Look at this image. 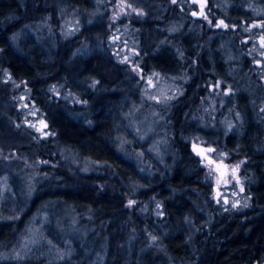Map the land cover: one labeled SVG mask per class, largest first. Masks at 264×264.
Returning <instances> with one entry per match:
<instances>
[{"label":"trees","instance_id":"1","mask_svg":"<svg viewBox=\"0 0 264 264\" xmlns=\"http://www.w3.org/2000/svg\"><path fill=\"white\" fill-rule=\"evenodd\" d=\"M94 1L0 0V178L12 184L6 165L15 161L18 176L35 177L29 200L19 177L1 208L0 254L33 214L62 203L88 232L65 237L70 258L32 264H264V0H101L87 24ZM64 2L82 14L72 37ZM121 34L134 65L114 50ZM134 67L176 75L180 88L171 104L176 167L162 176L126 156ZM36 117L43 132L26 121ZM192 139L237 168L238 202L210 198ZM62 149L98 167L84 173ZM52 219L46 236L57 245Z\"/></svg>","mask_w":264,"mask_h":264},{"label":"rangeland","instance_id":"2","mask_svg":"<svg viewBox=\"0 0 264 264\" xmlns=\"http://www.w3.org/2000/svg\"><path fill=\"white\" fill-rule=\"evenodd\" d=\"M101 0H95L93 9L86 14V23H93L97 20L100 12L99 3ZM203 8V6L201 7ZM81 15L77 10L71 8L67 3L62 4V23L63 31L66 36H74L81 28ZM85 17V14H84ZM83 17V18H84ZM40 32H45L48 28L37 27ZM117 34V33H116ZM119 35V33H118ZM112 44L116 54L123 58L129 64L135 63V49L132 43L126 41L124 34L119 37L114 35ZM136 85H132L133 96L128 101L131 109L127 111L128 129L126 134L131 136V146L129 149L126 142V156L135 162L142 173L148 176H162L166 170L176 167V158L178 153L175 148V139H171L176 128V115H173L171 104L180 94V88L176 84V75L170 77L162 73L152 72L143 75L138 67L132 69ZM133 76L128 78L132 83ZM128 103V104H129ZM35 116V114H32ZM30 126L35 125V129L43 132L46 123L39 117L26 119ZM11 140H6V145L12 144ZM134 145H144V148L138 150ZM8 146L7 148H9ZM212 149V151H208ZM133 150V151H132ZM192 152L199 157L201 165L206 169L212 182V194L210 198L214 203L227 202L238 198L243 189L238 176L237 168L224 162L223 156L216 154V148L210 145L206 140L191 141ZM64 156L75 165L81 167V171L89 173L98 167V163H92L85 159H79L70 152L62 149ZM7 170L12 176V184L20 189L21 183L18 181L22 177V198L26 202L33 195L35 177L31 173H25L18 176L24 167L21 162H9L6 165ZM26 170V169H24ZM8 176L2 175L0 178V213L1 208L6 207V201L15 195ZM136 192V191H135ZM55 219V229L62 238H59V244L56 245L49 237L46 231L51 227L53 229L52 218ZM88 225L81 224L72 210L62 203H55L51 207L46 206L42 211L33 214L21 233L9 244L8 250L0 254V260H10L14 264H32L29 259H48L49 261H63L71 257L72 240L84 237L88 232ZM54 230V229H53ZM54 234H57L54 231ZM50 239V240H49ZM54 242V243H53Z\"/></svg>","mask_w":264,"mask_h":264},{"label":"snow or ice","instance_id":"3","mask_svg":"<svg viewBox=\"0 0 264 264\" xmlns=\"http://www.w3.org/2000/svg\"><path fill=\"white\" fill-rule=\"evenodd\" d=\"M193 14L195 15V13ZM220 25H223V21L220 22ZM220 25H217V26L219 27ZM224 26L227 27V25H224ZM208 151H212V149H208Z\"/></svg>","mask_w":264,"mask_h":264}]
</instances>
